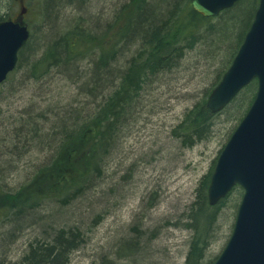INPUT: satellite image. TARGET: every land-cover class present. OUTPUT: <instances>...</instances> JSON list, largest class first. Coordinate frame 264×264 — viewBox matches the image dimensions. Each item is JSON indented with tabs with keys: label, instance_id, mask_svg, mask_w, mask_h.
I'll return each instance as SVG.
<instances>
[{
	"label": "trees",
	"instance_id": "1",
	"mask_svg": "<svg viewBox=\"0 0 264 264\" xmlns=\"http://www.w3.org/2000/svg\"><path fill=\"white\" fill-rule=\"evenodd\" d=\"M52 6L50 0L49 11ZM258 7L259 0H241L219 17L207 19L194 12L191 0H128L106 24L97 21L89 26L88 19L80 18L74 26L58 28L56 22L54 37L40 51L28 44L20 52L16 71L0 85V143L10 144L0 154V180L4 173L17 172L13 163L16 158L22 162L23 156L34 149L48 151L49 155L43 164L35 166L27 184L10 193L0 189V211L7 223L20 228L32 213L46 205L56 204L65 210L86 202L104 180L107 162L118 149L121 134L133 121L145 92L160 78L180 71L189 58L209 64L213 80L202 99L173 129L172 137L183 148L193 147L208 140L218 121L226 116L237 122L229 140L255 99L257 82L217 115L207 111L206 103L236 57ZM1 18L9 20L7 14ZM126 56L123 68L117 69L116 64ZM83 64L86 67L81 72ZM23 71L36 83L53 72L60 73L71 81L83 103L73 97L61 112L54 105L40 110L35 104L17 116L12 114L6 123L2 106L16 95L18 76ZM215 164L200 181L194 202L179 219L183 229L191 233L185 264L217 261L219 256L210 262L206 259L219 232L223 210L230 205L236 217L243 196L242 189L236 187L218 206L209 205L208 189ZM234 195L238 199L231 202ZM94 216L92 229L104 220L102 214ZM68 226H60L51 235L47 233L45 240L31 244L15 264H70L89 238L81 228ZM132 231L136 236L122 238L114 254H100L92 264H119L122 260L142 263L143 259L137 262L142 258L138 256H143L147 245L141 243L149 232L139 227ZM154 239L153 234L145 243Z\"/></svg>",
	"mask_w": 264,
	"mask_h": 264
},
{
	"label": "rangeland",
	"instance_id": "2",
	"mask_svg": "<svg viewBox=\"0 0 264 264\" xmlns=\"http://www.w3.org/2000/svg\"><path fill=\"white\" fill-rule=\"evenodd\" d=\"M49 1L27 0L26 5L10 0L0 2V14H7L9 20L24 9L27 11L23 18L31 33L29 45L39 51L54 37L56 22L58 28L74 26L80 18L88 19L89 26L97 21L106 24L128 2L53 0L49 11ZM126 57L116 64L117 69L123 68ZM85 65L81 66V72ZM212 72L209 64L189 58L180 71L160 78L145 92L133 121L121 134L118 149L107 162L104 180L86 202L65 210L56 204L46 205L41 211L32 213L20 228L7 223L0 211V264L18 263L31 244L45 240L47 233L51 235L52 231L66 225L81 228L89 238L88 244L72 256L70 264H92L100 254H114L118 241L136 236L132 231L135 227L149 232L147 239H142L141 246H147L143 256H138L142 258L137 262L143 259L138 264H185L191 233L183 229L179 219L194 202L200 181L211 172L214 162L217 163L237 124L236 120L221 117L213 135L193 147L183 148L172 137L173 129L187 110L200 101L209 88ZM16 88V95L9 97V102L2 106L6 123L10 122L12 114L17 116L18 112L35 104L40 110L54 105L61 112L73 102V97H77L71 81L57 72L36 83L23 71L18 76ZM77 100L84 101L82 97ZM5 145L10 146L0 143V154ZM48 155V151L34 149L23 156L22 162L16 158L13 163L17 172L4 173L0 189L10 193L27 184L35 173V166L43 164ZM237 199L238 195H234L230 201ZM150 204L155 207H148ZM229 206L223 210L219 232L207 251V262L221 255L232 234L236 217ZM94 214L104 215V220L98 228L92 229ZM153 234L155 239L146 244ZM119 264L133 263L122 260Z\"/></svg>",
	"mask_w": 264,
	"mask_h": 264
},
{
	"label": "water",
	"instance_id": "3",
	"mask_svg": "<svg viewBox=\"0 0 264 264\" xmlns=\"http://www.w3.org/2000/svg\"><path fill=\"white\" fill-rule=\"evenodd\" d=\"M241 0H191L194 12L217 18ZM27 27L0 17V85L19 62L30 40ZM254 81L257 93L247 114L221 152L208 189L218 206L239 187L243 196L230 239L215 264H264V0L230 68L211 92L206 109L223 112Z\"/></svg>",
	"mask_w": 264,
	"mask_h": 264
},
{
	"label": "flooded vegetation",
	"instance_id": "4",
	"mask_svg": "<svg viewBox=\"0 0 264 264\" xmlns=\"http://www.w3.org/2000/svg\"><path fill=\"white\" fill-rule=\"evenodd\" d=\"M12 3L14 2H22V3H24V5H26V2H27V0H10ZM1 2V1H0ZM17 3V4H18ZM26 10L24 9L23 10V12L22 13H19L18 15H17V17L16 18H14V19H11L10 21H13V22H15V23H19V24H21L22 26H25V27H28L27 26V24L25 23V18H23L24 17V14H26Z\"/></svg>",
	"mask_w": 264,
	"mask_h": 264
}]
</instances>
